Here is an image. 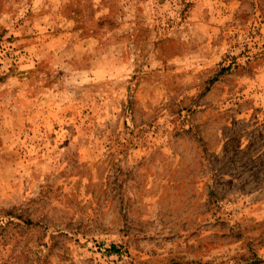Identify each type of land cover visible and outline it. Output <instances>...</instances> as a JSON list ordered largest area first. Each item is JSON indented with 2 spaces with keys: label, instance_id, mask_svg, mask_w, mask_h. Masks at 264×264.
Returning <instances> with one entry per match:
<instances>
[{
  "label": "rangeland",
  "instance_id": "374dc122",
  "mask_svg": "<svg viewBox=\"0 0 264 264\" xmlns=\"http://www.w3.org/2000/svg\"><path fill=\"white\" fill-rule=\"evenodd\" d=\"M0 264H264V0H0Z\"/></svg>",
  "mask_w": 264,
  "mask_h": 264
}]
</instances>
